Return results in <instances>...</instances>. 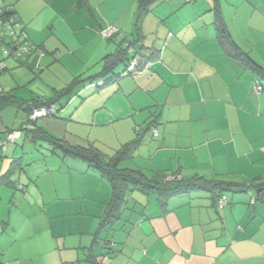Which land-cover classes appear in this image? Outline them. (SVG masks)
<instances>
[{
	"label": "crops",
	"instance_id": "obj_1",
	"mask_svg": "<svg viewBox=\"0 0 264 264\" xmlns=\"http://www.w3.org/2000/svg\"><path fill=\"white\" fill-rule=\"evenodd\" d=\"M11 6L21 23L17 32L30 45L26 63L41 71L33 80L53 91L48 95L41 82L32 98L10 89L18 99L53 97L61 108L96 82L83 105L68 111L71 121L107 131L117 149L137 136L136 127H150L134 148L136 169L150 177L225 179L237 187L225 192L223 209L208 191L176 195L163 208L156 194L134 190L131 211L110 229V257L99 262L108 250L94 243V234L111 199L109 181L70 156L59 165L28 163V185L18 186L33 202L8 211L0 198V264H264V75L230 55L215 23L219 12L235 43L264 67V0H156L142 15L139 0H26L23 13ZM112 25L118 32L105 38L102 31ZM127 41L141 43V68L122 77L125 58L102 75L104 57ZM146 43L152 47L145 53ZM12 107L0 112L4 133L27 118ZM63 123L37 120L57 137ZM22 135L11 143L28 139ZM9 183L16 186L11 175L0 188Z\"/></svg>",
	"mask_w": 264,
	"mask_h": 264
},
{
	"label": "trees",
	"instance_id": "obj_2",
	"mask_svg": "<svg viewBox=\"0 0 264 264\" xmlns=\"http://www.w3.org/2000/svg\"><path fill=\"white\" fill-rule=\"evenodd\" d=\"M155 1L156 0H139V15L144 14L147 11L149 5ZM15 15L16 11L13 9V6L6 5L2 7L0 9V26H2L5 21H11L12 24L18 25L19 21L16 19ZM215 23L217 26L218 38L221 41H224L229 47L230 55H232V57L236 58L237 60H240L244 64L250 65L264 75V67L257 64L250 57V55L244 52L232 39L219 12H217ZM0 42H6L7 47H5L4 50H11V55L14 56L17 52V48L19 49V47L26 46L27 44L26 37L18 34V32H16L15 30L11 32L9 41H7L4 36H1ZM132 44V41H127V44L123 49L119 50L116 53L108 54L104 57V69L102 75H108L109 73H112L115 64L124 61L125 58H127V61L129 62L132 60L131 58L126 57V53H128L129 47L132 46ZM27 48L28 51L31 50L30 47ZM139 53L140 52H137L136 55L133 56V59L137 56L140 57ZM22 55L20 57H22ZM20 57H16V59H20ZM141 66L142 65L138 62L136 69L138 70L139 68H141ZM7 69L8 67L6 65L4 70ZM3 71H1L0 74ZM79 80L80 78L77 77L72 81L71 84L74 83L75 85ZM70 88L71 87L69 86L63 89L62 91H60L59 95L69 92L71 90ZM23 102L24 101H21L20 98L18 99L11 90L7 91L2 88L0 89V112L1 109L11 105H15L20 108H24V105H26L25 110H27V118L21 125L20 129H9L6 131V133L12 132L14 130H19L20 132L23 131L25 136L31 141H46L51 145V152L56 153L57 151H60L63 156H70L85 161L87 164H89V166H92L93 168L98 170L102 177L106 178L111 185V199L107 204L108 209L106 215L100 219L98 230L94 234V243L101 244L104 249L106 248L108 250V252L104 254L103 258L100 259L99 262H101L105 258L110 257V251L114 246L112 245L111 239L108 238V235L110 229L115 230V222L122 218V213L126 209H124V207L126 205L127 197L130 192L137 190L143 192L146 195L154 193L158 196L160 205L165 208L167 201L171 197L182 193L203 190L211 192L212 198L215 202H218V206L220 199L225 196L227 199V202L224 206L225 208L229 203L228 196L225 192L234 190L237 187V183L225 179L206 178L204 176L197 175L190 178H183L178 173H173L170 175L166 173L164 175H155L150 177L140 169L120 167V161L124 158L132 157L131 150L136 148L137 145L140 144L143 132H146L150 127L145 130H142V128L139 126L138 127L140 128V130H137L136 127L138 134L134 139H132L128 143H125L120 149H117L114 154L107 155L93 142H90L88 145H72L65 138L57 137L39 126L37 124L38 119H30V114L34 109L47 106L54 107L56 111V114H54V116H57V113L59 111V109H57L55 105V103L57 102V98L41 97L39 99L26 101L25 103ZM28 123H31L32 127H27L26 124ZM5 137L0 135V143L1 140ZM2 150L3 147L0 144V151ZM22 158L23 156L17 159L14 158L9 169L5 173L0 174V185H2L3 182L10 175H12V173H14L17 166L21 167L20 162ZM250 187H253L252 183L247 186V188ZM20 189H22V186L20 187ZM257 196L260 197V194ZM107 243H110V246ZM98 257L99 255H95V263Z\"/></svg>",
	"mask_w": 264,
	"mask_h": 264
},
{
	"label": "rangeland",
	"instance_id": "obj_3",
	"mask_svg": "<svg viewBox=\"0 0 264 264\" xmlns=\"http://www.w3.org/2000/svg\"><path fill=\"white\" fill-rule=\"evenodd\" d=\"M16 2H18V6L16 5ZM6 5H15L18 8H20V12L23 13L24 8L26 7V0H20V1L19 0H0V9ZM27 8L29 10V4L28 3H27ZM25 13H26V11H25ZM13 30H16V32L19 31V26L12 24L11 21H9V22L5 21L4 24H2V26H0V38H1V36H4L7 39V41H9L10 34H11V32H13ZM105 38H107V37H105ZM27 44H26V46L30 47V45H27ZM146 44L148 46L146 45V47H143L144 49H142V52L145 51V53L148 50V48L152 47V44L150 46L148 43H146ZM132 46L133 47H131V46L129 47V51H128V54L130 56L129 58H131V59H133V56H135L137 52H140V47H142V45H141V43H137L135 45L132 44ZM5 47H7L6 42H0V58L4 57L3 56V50L5 49ZM30 58H31V51H27V52L23 53V55H22V57H20V59H16V57L14 55L8 56L5 59L7 62L8 69L4 70L0 74V88H2L4 90H10L13 88L19 95L22 96L23 94H26L29 98H30V96L32 98V96H35V95H33V92H35V90H37V89H35L36 83L38 84L39 82H41L42 83L41 85L46 87L43 89L48 92V95L50 94L51 96H53L52 95L53 91H52V89H48L49 87L46 86L47 85L46 82H44L43 80H40L39 82H35L33 80V77L38 78V75L41 74V71L38 70V68L29 67V65L26 62L28 60H30ZM128 63H129V61H127V64L120 63V65H119V68L121 69L120 71L125 69L122 77H124V76L126 77L128 75L131 76V74H129L128 71L126 70ZM15 71L17 72L18 76L13 77L14 74H12V73ZM19 80H21L22 83H20ZM95 84H96V82L87 85L86 88L83 87L78 92L75 91L74 94L72 95V97L67 102L66 101L64 102L62 108L57 107V109H59L57 116L48 115V116H43L40 118H41V120L47 119V120H49V122H52V121H55L57 123L65 122L61 125V131H58L60 129L59 128V129H56L55 132L57 134H61L60 137L65 138L67 141L68 140L69 141L76 140L75 144H82V145H88L90 142H93L105 154L112 155L117 150V147H115L116 145H113L114 141L112 139L110 142V139L107 135L108 134L107 131H105L103 129L96 131L95 129H93L89 125H83V124L77 123L74 119L71 121L70 120L71 118L69 117V115H67V114H69L68 111L74 105L77 106L79 104V101H81L82 98L84 99L86 97L87 90L90 91L96 87ZM82 94H85V95H82ZM93 94H96V93H93ZM64 97H66V96H64ZM88 98H90V97L87 96L85 101ZM82 105L83 104H79L77 109H79ZM10 107H12V106H10ZM12 108L14 109L15 112L21 111V113H23V115H25V116L27 115L26 110L24 108H20V107H16V106H13ZM62 114L65 116L67 115L68 118L67 119L61 118L60 115H62ZM14 115L15 114L11 115V118H13L11 121L14 120ZM6 117H8V116H6ZM67 120H69V121H67ZM67 124H68V131L66 132V130H67L66 125ZM2 127H4V123L1 122V120H0V128H1L0 132H2L1 133V134H3L2 136L5 137V136H7L8 133H6V132L4 133ZM4 128H6V127H4ZM20 133L23 134L22 135V139H23L24 132L21 131ZM95 138H102V140L96 139L97 141H95L94 140ZM103 138L104 139L108 138V142L105 140L103 141ZM146 139H147L146 136H144L143 140H146ZM50 149H51V145H50V143H48L46 141H36L35 142V141H31L30 139H27L26 141L24 140V142H23V140H18L15 144L10 143V144H8L5 151H3V150L0 151V170L3 171L2 173L7 171L6 170L7 165L12 160L11 156H13V155L15 157L23 156L22 167H20L17 170V172L12 173V175H11V180L16 182V186H13L11 183H9L6 186H3L0 188V198H1V204L3 205V209H7L9 211V208L12 204L16 208L17 204L19 202H21V203L33 202L34 199L31 197L32 195L26 194L27 193L26 187H25V190H23V191H22V189H19L18 182L24 186L28 185L27 183L25 184L26 180H27V182L29 181L26 178V174H28V170H31V168H30L31 165H27L28 163L33 164V163L42 162L43 164L44 163L47 164V162H48L49 164H52V163L53 164L57 163V165L60 164L59 161H62V158L65 156H63V154L60 151L53 153V152H51ZM138 151H139L138 149L137 150L132 149L131 150L132 157L124 158L123 160H121L119 163V166L120 167L135 168L138 164V161L140 160L139 155H138ZM46 164H44V165H46ZM53 173H54L53 174L54 176L58 175V171H54ZM43 178H44V176H42L40 178V181L43 180ZM132 193H133V191L129 193V195L127 197L126 205L124 207V209L128 208V210H127L128 212L131 211L132 205H133L132 202L134 201L132 198ZM227 193L229 194L230 192H227ZM127 202H128V204H127ZM124 211L127 212L126 209ZM0 228H2L1 225H0ZM0 254H1V251H0Z\"/></svg>",
	"mask_w": 264,
	"mask_h": 264
},
{
	"label": "built area",
	"instance_id": "obj_4",
	"mask_svg": "<svg viewBox=\"0 0 264 264\" xmlns=\"http://www.w3.org/2000/svg\"><path fill=\"white\" fill-rule=\"evenodd\" d=\"M118 27H116L115 25H112V26H109L108 28L104 29L102 31V34L106 37H112L113 35H115L117 32H118ZM16 54H15V57H20L24 52H27L28 51V48L26 46H21L19 47V49L17 48L16 50ZM11 55V50H4L3 51V56L4 58L8 57ZM4 58L3 60L0 59V72L3 71L6 67V64L4 62ZM138 59H139V56L135 57L134 59H132L129 63H128V66H127V71L128 73H132V72H136L137 71V65H138ZM1 89V88H0ZM263 89V86L257 82V85H256V91L259 93L261 90ZM56 114V111L54 109V107L52 106H47V107H41V108H36L33 110V112L30 114V119L31 120H36L40 117H43V116H48V115H54ZM27 127H32V124L31 123H28L26 124ZM137 130H140L139 127H137ZM152 133L153 134H157V131L155 129L152 130ZM20 136V131L19 130H14L12 132H9L7 134V136L1 140V145L3 147V150L5 151L8 144L11 143V142H14V140L16 138H18ZM264 149V148H263ZM173 178V177H172ZM227 202V199L225 196H223L220 201H219V207L221 209L224 208L225 204Z\"/></svg>",
	"mask_w": 264,
	"mask_h": 264
},
{
	"label": "clouds",
	"instance_id": "obj_5",
	"mask_svg": "<svg viewBox=\"0 0 264 264\" xmlns=\"http://www.w3.org/2000/svg\"><path fill=\"white\" fill-rule=\"evenodd\" d=\"M16 49V48H15ZM4 58V57H3ZM3 58H0V59H3ZM7 58V57H6ZM5 59V58H4Z\"/></svg>",
	"mask_w": 264,
	"mask_h": 264
},
{
	"label": "water",
	"instance_id": "obj_6",
	"mask_svg": "<svg viewBox=\"0 0 264 264\" xmlns=\"http://www.w3.org/2000/svg\"><path fill=\"white\" fill-rule=\"evenodd\" d=\"M261 190H259V192H260Z\"/></svg>",
	"mask_w": 264,
	"mask_h": 264
}]
</instances>
